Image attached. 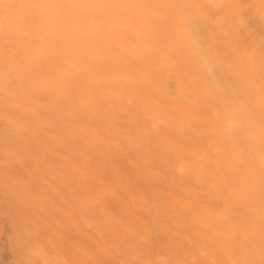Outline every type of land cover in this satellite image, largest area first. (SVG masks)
<instances>
[{
  "label": "bare ground",
  "instance_id": "1",
  "mask_svg": "<svg viewBox=\"0 0 264 264\" xmlns=\"http://www.w3.org/2000/svg\"><path fill=\"white\" fill-rule=\"evenodd\" d=\"M0 264H264V0H0Z\"/></svg>",
  "mask_w": 264,
  "mask_h": 264
},
{
  "label": "rangeland",
  "instance_id": "2",
  "mask_svg": "<svg viewBox=\"0 0 264 264\" xmlns=\"http://www.w3.org/2000/svg\"><path fill=\"white\" fill-rule=\"evenodd\" d=\"M0 235H1V231H0ZM2 258V252H1V242H0V260Z\"/></svg>",
  "mask_w": 264,
  "mask_h": 264
}]
</instances>
